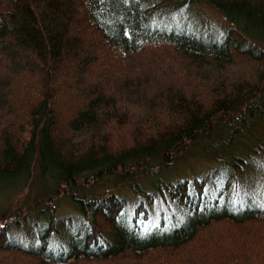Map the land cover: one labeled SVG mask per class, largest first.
<instances>
[{
	"label": "trees",
	"instance_id": "trees-1",
	"mask_svg": "<svg viewBox=\"0 0 264 264\" xmlns=\"http://www.w3.org/2000/svg\"><path fill=\"white\" fill-rule=\"evenodd\" d=\"M182 2L0 0V189L35 183L0 264H264V0ZM197 154L217 166L164 183Z\"/></svg>",
	"mask_w": 264,
	"mask_h": 264
},
{
	"label": "rangeland",
	"instance_id": "rangeland-1",
	"mask_svg": "<svg viewBox=\"0 0 264 264\" xmlns=\"http://www.w3.org/2000/svg\"><path fill=\"white\" fill-rule=\"evenodd\" d=\"M155 1H158V0H155ZM182 3L183 2L181 0V4ZM203 7L197 3H191L188 7L184 6V8L181 9V13L191 15L195 20H197L199 22H201V19H204V20H206V22H208L210 24V26H211V28H213V30L220 32L222 30L221 28L223 25V21L220 18L221 17L220 14L215 12L213 9L211 10L209 8H206V7L203 8ZM177 16L181 17V15H179V14H176L175 17H177ZM168 17L171 18V16H169V15H168ZM147 28H149L151 30V28L149 27V24L142 25L140 27L141 33H146ZM236 73H238V71H236ZM30 80L31 79H29V81ZM29 91H31V89L28 90V92ZM69 103L73 104V100L69 101L65 98H60L56 102V107L60 111L61 115H63V113L68 110L65 107V105L69 104ZM61 126L63 127L64 124L60 123L58 125L59 128ZM243 155L247 156V153L246 154H240L239 156L243 157ZM201 159L202 158L200 157L199 154H197L196 157L190 156L187 159V161L185 159L184 160L185 162H181L180 164L177 165V168H178V169H176L177 171L173 172L167 178L163 179L164 183L166 184L167 182H170V183L175 184L181 180H184V178H189L190 175L196 174L199 171H201V172L206 171V170L215 168V166H217V163L215 161L209 163V162H207L208 160L203 161ZM228 163H229V165L233 166V164L237 163V162L234 160H228ZM189 167L195 168L194 172H196V173L188 172L187 169ZM171 171H173V170H171ZM31 179H32V181L34 180L33 178H31ZM32 181H29L32 184H29V186L25 190H23L22 192H19L21 189H23L21 187H19V188H8V189H4V188L2 189L1 188L0 189V224L4 221L3 219L1 220V218L11 214L15 208L20 207V208H18V212H19L20 210H23L26 205H28V206L32 205L31 201L33 199V194H34V189H35V186H34L35 183H33ZM221 182L222 181H217L216 187H215L216 190L219 188V185ZM248 182H249L248 183L249 187L254 186L256 188V190L258 191V194L260 196H264V177H262L259 182L252 181V179ZM189 191H191V189ZM204 192H203V194L199 200V204H201L202 206H205V204L207 203L206 199L210 200V196L214 195V193H211V195L209 197H206V195H205L206 193H204ZM57 198H58V200L53 204L54 205L53 216L56 218V220H60L63 218L64 215L71 214L72 209H71L65 195H59ZM195 202H196V200H192V201H189V204H194ZM234 211H239V210H234ZM42 214H46V215L48 214L49 215V212L47 209H43ZM27 222L29 224H31V222H29V221H27ZM56 222L57 221L54 222V225L58 226L56 224ZM11 223L7 222L6 224H8L7 225L8 234L10 236V240L13 243L18 244L20 247H25V248H34L37 245L35 240H32L33 237L35 236L34 232H31L29 237H26V234H23V233H27L29 224H26V225L25 224H19V225L16 224V225H14ZM39 223L41 225V226H39V229H42V227L44 228L46 226L47 221H43V222H39ZM225 224L226 223H224V222L211 223V226H212L211 228H213L212 231H215V230L219 231L221 228L226 227ZM245 225L259 228L261 226H264V222L248 223ZM77 229H78V227H77Z\"/></svg>",
	"mask_w": 264,
	"mask_h": 264
}]
</instances>
